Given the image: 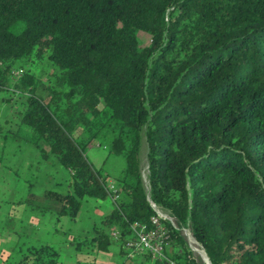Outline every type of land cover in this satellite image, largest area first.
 <instances>
[{
    "label": "trees",
    "instance_id": "16d2710c",
    "mask_svg": "<svg viewBox=\"0 0 264 264\" xmlns=\"http://www.w3.org/2000/svg\"><path fill=\"white\" fill-rule=\"evenodd\" d=\"M34 60L57 72L47 101L28 71L12 78ZM3 90L21 99L24 141L69 174L70 191L28 193L29 210L73 220L84 199H108V176L84 153L108 130L125 167L97 250L127 254L129 225L151 229L158 209L175 264H203L182 229L209 264H264V0H0ZM31 256L59 264L49 247L16 264Z\"/></svg>",
    "mask_w": 264,
    "mask_h": 264
},
{
    "label": "rangeland",
    "instance_id": "374dc122",
    "mask_svg": "<svg viewBox=\"0 0 264 264\" xmlns=\"http://www.w3.org/2000/svg\"><path fill=\"white\" fill-rule=\"evenodd\" d=\"M137 39L140 50H143L150 44V36L146 33L138 32ZM19 66V68L13 71L12 78L14 80L18 79L28 71L34 76L37 94L44 101H47L49 97L48 87L54 84V77L57 72L44 62V60L22 61L19 63ZM6 98L12 99L6 102ZM20 103L21 99L17 93L11 96L9 91H0V172L4 171L1 175L6 174L3 180L0 179V195L4 196L1 197L2 202H0V205L2 212L6 213L14 212V210H17V207L19 210L23 209L21 217L24 218V216H30V212L36 213V211H30L22 202L13 204L6 203L4 198L7 196V191L5 189H9V186L12 187L13 184H22L24 182V189L19 188V190L22 194L26 193L25 197L28 193L42 195L47 191L66 194L70 191V188L68 187V171L59 164L56 158H50L48 160L40 158V160H43V164L40 165L39 169L35 163L30 166L27 165L30 159V153L27 152V144L24 141L26 131L20 125ZM13 134H16L18 139H13ZM110 140L111 135L109 131L104 130L98 135L96 142L85 149L84 153L93 167L101 170L102 176H108L107 183H115L114 179L123 172L125 160L122 156L108 154L107 146ZM30 146L34 147L32 145ZM140 160L142 179L147 190L146 145L144 141ZM13 168L14 171L10 172ZM8 198L6 199L8 200ZM108 204L113 206L109 199L102 200L98 203L95 199L86 198L82 201L76 219L71 220L67 217H61L58 220L55 216V231L47 232L46 229H40L37 231V236L34 232L33 234L25 233L19 236L17 243L16 238L18 237L15 235V238H13L8 246L11 257L5 264H16L18 260L25 256L24 253L28 246H33L37 250L40 246L46 244L52 246L59 254V264H91L92 262L96 264H136L134 260L125 259V255H120L118 253V246L114 243L106 251L97 250L93 245L94 240L92 239L98 235L97 231L101 229V220L109 212L106 206ZM12 207L13 209H11ZM10 209L11 211H9ZM156 210L162 218H169L165 212ZM38 215H43L44 221L47 220L46 217H48V214L38 213ZM17 221V218L12 213H7L5 216L0 214V232H5L6 224L11 223L17 225ZM46 225L44 228H46ZM105 231H107L106 228ZM185 231L189 232L187 229H182L181 234L194 257L203 264H209L208 260L205 261L195 253L190 241H188L185 235ZM36 238H38V241H36ZM20 252L23 254L20 255ZM24 264H35V259L31 256Z\"/></svg>",
    "mask_w": 264,
    "mask_h": 264
},
{
    "label": "crops",
    "instance_id": "0c3cea01",
    "mask_svg": "<svg viewBox=\"0 0 264 264\" xmlns=\"http://www.w3.org/2000/svg\"><path fill=\"white\" fill-rule=\"evenodd\" d=\"M26 144H27L26 145L27 152L30 153V159L28 160L29 162H28L27 165L30 166V165H33L35 163L37 165V168L39 169L40 165L43 164V162H42L43 160H40L38 150L35 147H31L30 145H29L30 146L29 147L28 146V143H26ZM11 171H14V168H13V170H10V172ZM3 173H4V171L3 172L2 171L0 172V179H2V180H3V178H5V175H6V174L1 175ZM0 182H1V180H0ZM2 183H3V181H2ZM23 184H24V182L22 184L21 183L20 184H13L12 187L9 186V189L8 188L5 189L7 191V196H5V197L6 198L9 197L8 200L6 198H4V200L6 201V203H9V204L21 203L24 200L26 193L25 194H22L20 192V190H19V188H23ZM16 185H18V186H16ZM1 197H4V196L0 195V202H2ZM101 201L102 200H97L98 203L101 202ZM106 206L109 209V212L113 208V206H111V204H108ZM11 209H13V207ZM11 209L9 211H11ZM16 209L17 210H14V212H7V213L14 214L15 217L17 218V220H18L17 221L18 224L17 225H13L11 223L6 224L5 225L6 226L5 232H0V257H1V261L0 262L3 261L2 264H5L6 261H8L10 259V257H11V255L9 253L8 246L12 242L13 238H15V235H17V237H18V238H16L17 239L16 240V243H17V241L19 240V236H22L25 233L33 234V232H34V234L37 236V233H38L37 231H39L40 229H46L47 232L55 231V215L48 214V217H46L47 220L44 221L43 215H38L37 212L36 213L30 212L29 213L30 216H27V217L24 216V218H22L21 217V212L23 211V209L22 210H19L18 207ZM30 211H32V210H30ZM0 212H1L0 214H2L4 216H5V214H7L6 212H2L1 205H0ZM57 219L59 220L60 218H57ZM56 222H57V220H56ZM45 224H47L46 225V228H44L45 227ZM36 241H38V238H36ZM42 247H49L52 250L56 251L49 244L42 245L39 248H42ZM35 249L36 248L33 247V246L32 247L31 246H28V248L26 249V252L24 253V255L25 256L26 255H29V253L31 251H34ZM118 253L120 255H125V259L134 260V262L136 264H155L154 263L155 259H153L152 257L149 258V256H146V255L136 256L135 258H132L131 259V258L128 257L127 254H121L119 247H118ZM21 254H23V253L20 252V255Z\"/></svg>",
    "mask_w": 264,
    "mask_h": 264
},
{
    "label": "built area",
    "instance_id": "2783aa9c",
    "mask_svg": "<svg viewBox=\"0 0 264 264\" xmlns=\"http://www.w3.org/2000/svg\"><path fill=\"white\" fill-rule=\"evenodd\" d=\"M105 190L108 199L112 204H116L119 200V187L115 183H107ZM156 211V216L150 219L152 228L148 229L145 225L133 223L129 225L130 236L125 241L124 248L129 258L136 256L149 255L155 260L164 261L166 264H175L165 255L167 247V235L160 219L162 218ZM164 219V218H162ZM172 220L170 218L167 219ZM173 224V223H172ZM114 240L118 239V232L114 230L111 234Z\"/></svg>",
    "mask_w": 264,
    "mask_h": 264
},
{
    "label": "bare ground",
    "instance_id": "6f19581e",
    "mask_svg": "<svg viewBox=\"0 0 264 264\" xmlns=\"http://www.w3.org/2000/svg\"><path fill=\"white\" fill-rule=\"evenodd\" d=\"M185 235L187 236L188 241H190V243H191V245H192L193 250L195 251V253L197 255H199L200 257H202L205 261H207L206 256L203 254V252L201 251V249L198 247V245L195 242V240L193 239L192 235L189 232H187V231H185Z\"/></svg>",
    "mask_w": 264,
    "mask_h": 264
},
{
    "label": "water",
    "instance_id": "95a60500",
    "mask_svg": "<svg viewBox=\"0 0 264 264\" xmlns=\"http://www.w3.org/2000/svg\"><path fill=\"white\" fill-rule=\"evenodd\" d=\"M146 183H147V180H146ZM170 221V220H169ZM171 222V221H170ZM208 260V259H207ZM209 262V261H208Z\"/></svg>",
    "mask_w": 264,
    "mask_h": 264
}]
</instances>
